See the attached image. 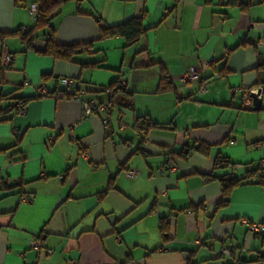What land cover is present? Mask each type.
Masks as SVG:
<instances>
[{"label": "crops", "instance_id": "1", "mask_svg": "<svg viewBox=\"0 0 264 264\" xmlns=\"http://www.w3.org/2000/svg\"><path fill=\"white\" fill-rule=\"evenodd\" d=\"M31 1L0 0V31L32 27ZM231 1L81 0L79 12L67 1L51 24L56 42L82 44L74 62L17 37L0 43L11 58L0 108L13 107L0 120V264H264V232L246 225H264V179L240 182L215 208L220 183L204 177L264 174V0ZM139 15L148 30L137 42L96 39L98 24ZM188 69L199 78L184 84ZM63 77L80 99L107 103V130L80 99L59 96ZM256 87L252 110L243 91ZM26 97L22 114L14 106ZM139 115L168 128L139 132ZM217 154L233 165L214 168Z\"/></svg>", "mask_w": 264, "mask_h": 264}, {"label": "trees", "instance_id": "2", "mask_svg": "<svg viewBox=\"0 0 264 264\" xmlns=\"http://www.w3.org/2000/svg\"><path fill=\"white\" fill-rule=\"evenodd\" d=\"M18 3V0H14ZM70 0H32L31 3L36 5V14L34 17V24L29 28H18L13 31L1 32L0 31V43H2L7 37L13 36L17 37L20 42L24 45V50H32L35 53L43 56H49L52 59H59L67 62H74L73 56L80 50L81 43L76 44H61L54 40L53 28L51 24V19L59 12L62 4ZM76 3V11L79 12V5L81 0H73ZM232 4H236L235 0L231 1ZM29 7V6H28ZM147 27L143 25V16H131L119 23L112 25H101L98 24V34L96 39L103 40L111 37H122L127 44H132L137 42L146 32ZM46 37L44 45L42 48H36L34 43L39 38ZM164 71H160L159 81L160 83L165 82ZM47 75H43L42 78H46ZM109 89L115 87V83L111 82L107 85ZM4 97V96H3ZM68 97V96H66ZM30 97L23 99H17V104L14 106L19 110L21 107H25L26 103ZM11 106H6L0 108V120H3V116L11 110ZM132 126L139 132H146L151 129H167V125L159 124L153 122L149 119L147 115H139L133 119ZM202 146H197V149H201ZM180 157H184L186 153L181 151L176 153ZM233 165L228 158L217 154L214 158L213 167L214 168H225L227 166ZM257 175V180L259 182L264 179V174L260 173L259 169H253L245 172L243 177H237L235 175H205V179H216L220 183V199L215 203V208H219L227 205L229 201V193L232 187L239 184L240 182L252 178V176ZM161 223L162 236L166 240L169 236L170 223ZM166 225V226H165ZM166 227V228H165ZM262 257L258 256L255 260H261Z\"/></svg>", "mask_w": 264, "mask_h": 264}, {"label": "built area", "instance_id": "3", "mask_svg": "<svg viewBox=\"0 0 264 264\" xmlns=\"http://www.w3.org/2000/svg\"><path fill=\"white\" fill-rule=\"evenodd\" d=\"M29 11L30 13L35 16L36 14V5L31 3L29 5ZM11 58L8 52H2L0 55V75L1 73L6 69V67L10 64ZM199 78L198 73H196L192 69L186 70L182 76L181 80L184 84H190L194 83L197 81ZM61 82L63 84V91L59 93V96H69V97H74L77 99H80L78 91L74 88L73 86V80L72 78L69 77H63L61 78ZM122 84L120 83L119 86ZM248 89L243 91V99H242V105L247 108H252V98L249 96L250 92L257 93V89ZM44 90V85H40L38 87V91L42 92ZM103 90L105 92H109L110 89L107 86L103 87ZM201 91H205V86L201 87ZM259 96V95H258ZM82 103V113L84 116L88 115H98L101 120V124L104 130L108 129L109 122H110V114H109V109L107 106V103L105 101H100L97 98H88V99H80ZM20 113H25V107L19 108ZM14 134L17 138L20 137V131L16 130L14 131ZM169 169L173 171L175 169L174 163H169ZM162 170V169H160ZM124 174L128 178L135 177L137 175V170L132 167H127L124 169ZM247 225V231L250 233H257V232H264V225L255 223V222H246ZM32 246L35 248L40 247V243L38 241H33ZM50 251H47V254H49ZM220 254H229V249L227 247H222L219 250ZM232 264H244L242 263L241 260H234Z\"/></svg>", "mask_w": 264, "mask_h": 264}, {"label": "water", "instance_id": "4", "mask_svg": "<svg viewBox=\"0 0 264 264\" xmlns=\"http://www.w3.org/2000/svg\"><path fill=\"white\" fill-rule=\"evenodd\" d=\"M259 94V89L257 90V93H249V96L252 98V110H259L261 108V98L258 97Z\"/></svg>", "mask_w": 264, "mask_h": 264}]
</instances>
